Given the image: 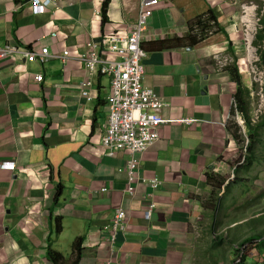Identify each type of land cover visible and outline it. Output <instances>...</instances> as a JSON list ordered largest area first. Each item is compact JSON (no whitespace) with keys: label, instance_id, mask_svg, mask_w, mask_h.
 I'll return each instance as SVG.
<instances>
[{"label":"crops","instance_id":"1","mask_svg":"<svg viewBox=\"0 0 264 264\" xmlns=\"http://www.w3.org/2000/svg\"><path fill=\"white\" fill-rule=\"evenodd\" d=\"M50 2L46 11L35 13L32 0H0V46L48 47L52 54L44 64L28 63L18 54L15 60H0V264H53L48 247L63 255L64 264H106L109 259L112 264H195L199 249L209 262L205 240L221 237L235 252L253 234L261 237L240 246L248 250L244 264H264V247L256 246L264 239V220L224 236L249 223L247 216H264V194L255 197L261 209L255 210V198L249 197L240 216L227 212L223 225L215 217L224 189L246 184L253 169L264 165L258 159L245 162L244 150L228 130L237 87L226 71L232 47L241 52L235 41L240 23L248 18L250 26L258 4L263 14L264 0H164L155 9L143 42L144 85L160 97L168 122L159 139L136 155L135 195L127 191L123 172L132 155L116 148L109 155L101 142L111 77L93 76V100L87 101L80 82L90 74L77 56L64 60L62 54L66 48L86 52L87 41L101 40L110 27L126 34L140 0ZM210 10L221 30L193 44L190 24ZM239 58L247 80L245 60ZM38 74L44 80L34 81ZM185 119L195 124L182 123ZM213 178L220 179L222 190L213 191ZM151 179L161 184L154 193L155 210L146 218ZM244 198L230 197L227 211L244 206L237 204ZM209 200L215 202L214 218L204 220ZM120 208L128 218L111 243L112 220ZM203 226L214 232L213 238ZM233 255L229 251L223 260L232 263Z\"/></svg>","mask_w":264,"mask_h":264},{"label":"built area","instance_id":"2","mask_svg":"<svg viewBox=\"0 0 264 264\" xmlns=\"http://www.w3.org/2000/svg\"><path fill=\"white\" fill-rule=\"evenodd\" d=\"M50 1L57 3V0H32L33 12L46 11ZM164 0H140L138 16L133 25L128 28L126 34L121 35L117 28H107L106 35L99 41H87V51L80 53L76 50L66 48L63 50L62 58L69 60L77 56L79 63L83 66L90 77L80 82L81 95L87 101L93 100L91 92L93 87V76H109L112 79L111 94L108 103L107 120L101 126V142L112 155L114 148L122 149L132 155L123 172L127 174L130 195L136 193L137 159L151 144L159 139L160 128L168 121L162 116L164 104L152 88L144 85L145 69L142 65L146 57L143 42L149 21L154 11ZM244 11H248L242 5ZM100 12H98L99 14ZM245 19V18H244ZM55 30V29H54ZM58 32L52 30V35ZM17 54L23 56L28 63L44 64L52 54L48 47L39 49H19L13 45L0 46V60L5 58L16 59ZM33 80L40 82L44 80L42 74L33 77ZM182 123L187 125L195 124L194 119H185ZM11 166V165H10ZM160 181L151 179L147 186L150 188L148 200L144 210V216L151 218L155 210L153 201L154 193L160 186ZM128 212L120 208L115 211L113 230L120 229L126 223ZM107 229V226H106ZM115 235L112 233L110 242L113 243ZM111 250H114L111 248ZM107 264H111L109 261Z\"/></svg>","mask_w":264,"mask_h":264},{"label":"rangeland","instance_id":"3","mask_svg":"<svg viewBox=\"0 0 264 264\" xmlns=\"http://www.w3.org/2000/svg\"><path fill=\"white\" fill-rule=\"evenodd\" d=\"M259 1H260L259 3L263 4V2H262L263 0H259ZM262 10H263V7L261 8L259 4L256 5L255 12H253V14L251 15L252 17H251L250 26L247 27L248 18H247V20H245L244 23H240V29H239V32H237V38L235 39V41L240 42V47H239L240 49L239 50L241 52L235 53V50L232 47L231 51H229V54L226 56L228 67H230L234 64H237V66L239 68V73L242 75V81L244 80L245 84L249 83L248 85L250 87H247V88L250 91V99H251L250 116H251V120H252L253 124L258 121L259 116L264 111V91L262 90V86L264 83V68L260 64V61L258 60V55L260 52L263 51V48H262V44H260V43L256 46H252V43L254 42V36L256 34V31L260 28L259 19L262 16V13H261ZM232 44L234 46V43H232ZM249 49H250V54H248V52H247ZM239 54H240V56H239ZM234 57H236V60H234ZM239 57H242L245 60L246 69L248 70V72H246V73H248L247 74L248 75L247 80L245 79L242 72H240L243 65L241 66V60ZM229 121L230 122L234 121L235 123L238 122L240 125L238 123L237 124L240 126L242 132L245 131V124L241 120L240 117H238L236 115H234V116L230 115ZM244 144L246 147V140H245ZM245 154H246V152L244 150L242 152V156ZM238 159H241V156ZM242 159H244V156L242 157ZM255 159L264 161V128H263V132H261L260 143L258 144V146L255 149ZM253 171L254 172H252L250 175H248L251 177L250 178L251 180L249 182H247L246 184H243V183L242 184L238 183L236 185L232 184L230 186V188L229 187L225 188L224 189L225 193L222 194V197L217 199L220 203V207L215 209V210L221 211V212L217 213L215 215V217L219 223H222V225L229 221L228 217L225 218L228 215L227 212H230V217H234L236 215L240 216L241 212L247 211L245 208V206H246L245 204H246V202L249 203V201H247L246 199H249V197L255 198L257 195L264 194V191L261 190L262 188H264V186H262L259 183L255 184V180H254V179L258 178V179H261L262 182H264V165L259 166L256 169L254 168ZM220 190H222V188H220ZM241 195H243L245 198L242 199L241 201H239ZM237 196L239 198L237 201V204H239L243 201L244 206H242L239 209L234 208L232 211H227L226 202L229 200L230 197L236 198ZM210 197L214 198V193L212 195H210ZM216 197H217V194H216ZM231 200H234V199L231 198ZM249 200L251 201V199H249ZM253 202H254L255 210L262 208L261 205H257V204L262 203L259 200V198L253 199ZM208 203H209V206L211 209H207V214L205 216L206 219H204V220H207L208 218H211V219L214 218L213 217V215H214L213 211H214L215 203L212 200H209ZM262 204H264V202ZM209 214L212 217H210ZM247 217H249V219H250L249 223H246L243 225H238L237 228L231 230L230 232H227L226 234H224V236L229 235V238H230V236L233 234V231L234 232L235 231L240 232L244 228V226L249 225L251 222H253L255 224V223L261 222V220L262 221L264 220V216H261L260 214H256L254 216H247ZM255 217H259V218H255ZM252 219H254V220L252 221ZM204 229H206L205 226H203L202 230H204ZM202 230L198 234H201ZM206 230L207 231H204V233L208 232L207 233L208 237L211 236L213 238L214 232L210 229H209L210 231L208 229H206ZM249 235H251V233H249ZM251 237L256 238L258 236H257V234H253V235H251ZM217 238H221V237L217 236ZM248 242L250 244L251 240H249ZM229 244H230L229 241L225 245L224 242L223 243L221 242L219 244H214V240H212L211 243H210V240H208V239L205 240L203 243V246L205 249L204 250L205 256H207V261H209V262H206L205 257L203 256V254L201 253V251L199 249V250H197L199 253H198V255H196L195 264H232L230 262L223 260V256L225 254H227L229 251H232V253L234 254L233 258L234 257L236 258L235 255L239 254L238 252L240 250L242 251L244 256L248 251L246 249V247L241 249V247L239 246V250L237 249L235 251L236 252L235 253L232 247H230L231 249L229 248ZM47 250L54 251V249L52 247H48ZM225 250H226V253H224ZM214 255H216V256H214ZM259 258L262 259V256H259ZM61 263L63 264L64 260H62ZM111 264H112V261H111Z\"/></svg>","mask_w":264,"mask_h":264},{"label":"trees","instance_id":"4","mask_svg":"<svg viewBox=\"0 0 264 264\" xmlns=\"http://www.w3.org/2000/svg\"><path fill=\"white\" fill-rule=\"evenodd\" d=\"M259 22H260L259 23L260 28L256 31L252 46H256L259 43L262 44L263 51L259 53L258 60L260 61V64L264 68V12L261 18L259 19ZM190 27H191L190 30L192 33V37H193V44H195L198 41L206 39L208 36L212 35L213 32H217L221 30L220 28L218 29V21L212 10L197 17L190 24ZM234 60H236V57H234ZM226 71L228 75L230 76V79L233 82H235L236 87H237V91L234 95V102H235L236 107H233L231 111V115L234 116L237 112L242 117V119L244 120L245 127H246V135H244V132H242L240 126L234 121L232 122L229 121L228 130L232 132L234 138L238 141L240 150L241 151L245 150L246 152L245 157H244L245 162L250 163V162L257 160L255 159V149L260 143L261 132H263V128H264V111L259 116L258 121L253 124L251 120V116H250V111H251L250 91L244 85V82L242 81V75L239 73V68L237 64H234L230 67L227 66ZM262 90L264 91V83L262 86ZM245 140L248 141L246 144V147H245V144L243 143L245 142ZM220 182L221 181L219 178H213V181H211V184H210V186L214 189L213 191H215V189L221 188L222 183ZM211 194H213V192ZM58 221L60 222L59 218L57 219V222ZM260 237L251 238L249 240H251V242L257 241ZM80 240L81 239L79 238L76 241L75 246H74V253H77L78 255L80 251V247H79ZM222 241L223 240L221 238H216L214 240V244H219ZM248 241L242 242L241 245L243 246V245L249 244ZM256 246L258 249L261 247L263 248L264 239L260 241ZM238 248H239V245H238ZM238 253L239 254L235 255L236 259L234 260V262H232V264H244L245 259H244V255L241 254L242 251L240 250ZM47 258L53 264H62L61 261L63 260V255L60 252L47 250Z\"/></svg>","mask_w":264,"mask_h":264},{"label":"bare ground","instance_id":"5","mask_svg":"<svg viewBox=\"0 0 264 264\" xmlns=\"http://www.w3.org/2000/svg\"><path fill=\"white\" fill-rule=\"evenodd\" d=\"M112 226H114V219L112 220ZM118 230V229H117ZM114 231L115 233H113L114 235H115V240H114V242H117V239H118V237H117V234H118V231Z\"/></svg>","mask_w":264,"mask_h":264},{"label":"clouds","instance_id":"6","mask_svg":"<svg viewBox=\"0 0 264 264\" xmlns=\"http://www.w3.org/2000/svg\"><path fill=\"white\" fill-rule=\"evenodd\" d=\"M240 72H241V71H240ZM235 107H236V105H235ZM238 117H240L239 114H238ZM113 249H115V248H113ZM235 259H236V258H235ZM109 261H111V259H109L108 262H109ZM108 262H107V263H108ZM236 262H237V260H236ZM107 263H106V264H107Z\"/></svg>","mask_w":264,"mask_h":264}]
</instances>
